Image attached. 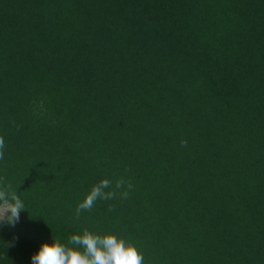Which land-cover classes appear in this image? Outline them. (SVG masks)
I'll list each match as a JSON object with an SVG mask.
<instances>
[{
	"label": "trees",
	"instance_id": "obj_1",
	"mask_svg": "<svg viewBox=\"0 0 264 264\" xmlns=\"http://www.w3.org/2000/svg\"><path fill=\"white\" fill-rule=\"evenodd\" d=\"M0 264L113 230L144 264H264V0H0ZM130 195L77 215L92 184Z\"/></svg>",
	"mask_w": 264,
	"mask_h": 264
},
{
	"label": "clouds",
	"instance_id": "obj_2",
	"mask_svg": "<svg viewBox=\"0 0 264 264\" xmlns=\"http://www.w3.org/2000/svg\"><path fill=\"white\" fill-rule=\"evenodd\" d=\"M5 155V139L0 136V160ZM133 185L124 177L115 181L104 176L92 184L77 205V215L91 210L98 201L126 199ZM28 209L18 190L0 183V223L15 225L21 211ZM31 264H144L139 246L113 230L83 228L71 234L66 241L59 238L43 241L31 256Z\"/></svg>",
	"mask_w": 264,
	"mask_h": 264
}]
</instances>
